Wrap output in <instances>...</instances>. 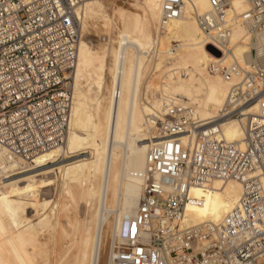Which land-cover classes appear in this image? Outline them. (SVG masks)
Instances as JSON below:
<instances>
[{"label":"built area","instance_id":"obj_1","mask_svg":"<svg viewBox=\"0 0 264 264\" xmlns=\"http://www.w3.org/2000/svg\"><path fill=\"white\" fill-rule=\"evenodd\" d=\"M93 1L0 0V145L12 155L30 160L66 143L84 11ZM186 1H163L164 25ZM212 1L216 34L202 21L211 47L231 51L233 20L250 24L256 43L264 39V0H246L239 16L233 0ZM249 54L246 62L230 56L227 64L210 65L231 84L215 118L201 121L192 105L167 106L158 121L165 141L148 154V181L124 243L115 248V264H264V55L255 46ZM231 119L246 121L240 143L217 131ZM183 136L192 139L184 144ZM215 181L242 186L238 205L220 226L187 227L192 187ZM197 243L205 245L202 252Z\"/></svg>","mask_w":264,"mask_h":264},{"label":"bare ground","instance_id":"obj_2","mask_svg":"<svg viewBox=\"0 0 264 264\" xmlns=\"http://www.w3.org/2000/svg\"><path fill=\"white\" fill-rule=\"evenodd\" d=\"M144 1L146 23L142 26L137 22L135 26L126 23L127 12L121 7L114 10L118 16L111 20L107 11L113 4L98 0L86 5L82 33L90 29L88 20L90 23V19H94L96 23V19L101 18L112 42L96 52L81 40L71 129L66 143L30 160L16 157L0 145V175L4 176L3 180L29 175L56 164L55 160L46 163L44 157L50 153L58 157L71 154L67 159L75 158L77 155L72 154L77 153L80 154L78 156L91 155L89 160L57 169L61 175L62 191L66 185L77 187L78 192L85 193L89 209L81 232L74 240L75 252L69 258L68 252L64 256L58 253L54 264H115V248L124 243V229L136 216L148 181V154L151 148L165 141V137L155 130L159 131L158 121L166 115L167 106L192 105L201 121L215 118L226 101L231 84L220 73L211 71L210 65L227 64L230 56L246 62L251 58L249 52L253 46L260 55H264V39L258 38L256 43L251 25L240 20H233L229 29L226 42L230 52L222 53L211 47L210 35L217 32L212 0H187L179 16L165 25L162 13L164 0ZM230 7L237 16L248 9L246 0H233ZM202 21L210 26V35L204 30ZM155 29H160V42L153 52L157 57L153 74L158 79L144 85L142 75L146 59L143 58L149 56L151 32ZM174 42L179 46L174 47ZM90 78L97 83L94 85L99 95H92L96 104L89 103L90 83L89 87L82 83L84 79L89 82ZM146 93L151 95L148 103L141 98L146 97ZM245 124V119H231L218 124L217 131L229 143H240L245 135ZM190 139L183 136L182 142L187 144ZM43 176L44 173L8 184L0 182V264H53L49 252L41 251L40 247L35 249L43 229H39V233L31 217L41 213L38 210L41 206L44 210L50 204L39 198L45 186ZM7 190L10 194L6 193ZM69 190L66 189L72 194ZM242 191V186L235 182L215 181L208 186L192 187L186 211L187 227L208 222L220 226L238 205ZM71 194L70 197L74 195ZM113 213L115 218L109 229L106 218ZM45 217L41 220L46 223L48 218ZM144 239L146 241L149 237ZM204 247V244L197 243L195 250L202 252Z\"/></svg>","mask_w":264,"mask_h":264},{"label":"rangeland","instance_id":"obj_3","mask_svg":"<svg viewBox=\"0 0 264 264\" xmlns=\"http://www.w3.org/2000/svg\"><path fill=\"white\" fill-rule=\"evenodd\" d=\"M102 1H103V3L109 4V5L113 4V5H111V8H109V10L107 11V15L110 17L111 20H115L116 17L118 16L117 14H115L114 10L115 9L118 10V8L120 9V7H121L122 9L125 10V12H127V15L125 14V18L127 20L126 23H129L130 26H133V25L135 26L136 22L140 26H142L143 24L145 25L146 19H145V16L143 14V12H144L143 8H144V4H145L144 0H102ZM112 6H113V10H112ZM136 6H137V8H136ZM96 20H97L96 23H95L94 19H90V23H89V20L87 21L88 28H90V29H88V31H86V33H85V31L82 33V41L83 42L85 41L87 44H89V47H91V49H93L94 51L100 52L103 47L111 45L112 39L110 37L111 34H107V32H106V30L108 28L107 29L105 28L107 26L104 25L105 24L104 20L101 18L96 19ZM158 30H160V29H158ZM158 30H156V29L152 30V32H151L152 43L148 49V51L150 53H149L148 58H143V60L146 59L145 60L146 69L144 68L145 70H144V73L142 75V78L143 77L145 78V79L144 78L142 79L144 81L143 82L144 85L149 84V82L153 83V82L157 81V79H158L157 75L154 76V74H153V64L155 62V59L157 58L153 52L155 51V48H157V46H158L157 44H159V42H160V38H159L160 33ZM155 41H156V43H155ZM152 45H153V47H152ZM173 46L174 47L179 46V43L174 42ZM210 51L214 54V52L212 50H210ZM91 78H93V77H91ZM91 78H90L89 82H86L88 79H84V81L82 80V83L83 84L87 83L88 87H89L88 83H90L91 91L88 90L89 88H87V86L85 87V88H87L88 91H90V94L88 92V94L91 95V96H88V97H90L89 103L96 104L95 103L96 99L94 98L95 96H92V95L94 94L97 96V94H98L97 88L94 85V84L97 85V83H94V81H91L92 80ZM155 78H157V79H155ZM95 82H96V80H95ZM84 86H85V84H84ZM95 89H96V93H95ZM101 96L102 95L98 96V98ZM93 98H94L95 102H94ZM141 98L143 99V102L148 103V101L151 100V95H150V93H148L146 97H144V98L141 97ZM74 100H75V94H74ZM92 102H94V103H92ZM89 106L92 107L93 105H89ZM89 109H91V108L89 107ZM155 132L157 133L158 130H155ZM161 141H164V140L161 139ZM73 155H77V156L75 158H72V159H67V158L71 157V154L68 155V153H67V156L61 155L60 157H58V155H56L54 153H50V154H47L44 157V159H46V163L49 161H52V160L57 161V163L54 165H48L45 168H40L39 170H37V171H35L29 175L25 174L22 176H15V177L11 178L10 180H3L4 176L2 177V175H0V182L2 184H8L10 182H15V181L25 179L28 176L41 175L44 173L43 181L45 183V186L43 187V189L39 193V195H40L39 198L42 201L43 200L49 201L50 204H48L47 208H45L44 210L41 209V207H42L41 206L40 207L41 210L38 209L39 213L40 212L41 213L38 214V212H37L38 216L36 213H35L36 216H35V214H32L31 217L32 216L34 217V218L32 217V221L35 224L36 230L38 231L40 229V231H41L43 229L42 230L43 235H39L38 238H40V239L38 240V242L39 241L40 242H39V244H37L38 247H37V245L35 246V249L36 248L38 249L40 247L39 249L42 248L41 251L43 250V252L44 251L49 252L50 253L49 255L53 261V264L56 261V255H58V253H61L62 256H64V254L68 252L67 258H69V256H72L73 253L75 252L76 245H75L74 240L77 239L78 235L81 232L82 222L85 219V216H86L88 209H89L87 202H86L87 198L84 196L85 193L83 194V191L81 193H80V191L78 192V189L76 190L77 187H74L73 185L72 186L70 185V187L68 185H66V188L64 186V189H63V191L65 190L64 193L65 192L68 193V191H66V189L69 190L71 188L69 190V192H73L72 193V194H74L73 196L70 197L71 193L70 194L69 193L64 194L62 191L63 184L61 182V175L59 173V170H57V169L59 167L69 165V164L74 163V162H78V161H82V160L83 161L89 160L90 159L89 157L91 156L90 154L78 156V155H80L79 153L72 154V156ZM50 172H51V174H50ZM67 186L69 188H67ZM61 192L63 193V195ZM6 193L10 194V192L8 190L6 191ZM68 195H69V198H68ZM51 213L53 214L54 219L52 218ZM45 215H47L46 217L48 218V221H46V223L42 222V220H44L42 218L45 217ZM46 217H45V219H46ZM114 218H115V213L107 216V218H106L107 228H109V229L111 228V225L113 223ZM40 222L42 224L41 226H39ZM42 226H44V227L42 228ZM39 233H41V232H39ZM109 233L110 232H108V234ZM48 235H50V236H48ZM73 242H74V244H73ZM198 246H196V247H198Z\"/></svg>","mask_w":264,"mask_h":264}]
</instances>
